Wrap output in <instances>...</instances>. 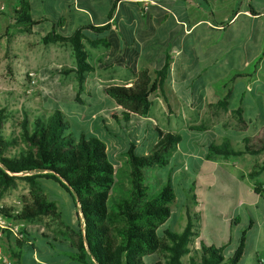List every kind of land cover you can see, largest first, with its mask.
<instances>
[{
  "label": "trees",
  "instance_id": "trees-1",
  "mask_svg": "<svg viewBox=\"0 0 264 264\" xmlns=\"http://www.w3.org/2000/svg\"><path fill=\"white\" fill-rule=\"evenodd\" d=\"M132 1L138 5V10L125 6L126 0H104L97 4L94 0H63V4L57 0L56 4L65 10V16L59 12L55 30L42 38V44L46 46L71 47L75 67L53 69L65 76L74 74L80 91H83L87 75L95 69L88 46L109 52V56L98 60L104 69L117 65L134 75L130 86L110 85L104 90L115 103L106 115L119 125L124 123L125 129H138L146 122L153 97L159 92L167 101L164 86L175 70L173 51L177 47L176 39L181 36V32H177L175 16L162 6L151 4V1L160 0ZM145 2L150 4L145 5ZM194 2L213 17L208 0ZM17 4L13 11L14 25L22 28L24 33L32 34L33 26L40 22L35 21L32 14L31 0H17ZM80 9L91 16L92 22L87 23L79 17ZM250 11L254 13L252 8ZM166 19L168 23L164 27L161 24ZM124 20L130 23L125 24ZM112 21L116 25L115 31ZM165 30L170 33L162 38L160 34ZM126 33L130 34L129 41L122 38ZM117 34L120 40L115 42L113 38ZM140 56L150 67L137 69ZM191 81L195 89V82ZM230 93L209 105L211 116L221 111L229 112ZM75 100L82 101L78 93ZM168 107L170 109V105ZM14 112L21 114L20 132L18 137L8 138L3 130L6 122L15 117ZM230 112L236 127L246 130L248 123L243 117L242 106ZM105 128L110 131L106 124ZM190 129L204 130V125H193ZM152 131L158 140L147 152L144 151L145 142L140 141L138 134H129L124 159L116 165L108 145L96 136L75 135L61 109L44 112L23 106L18 111H10L7 106H0V198L9 187L15 186L21 174L30 186L29 195L23 196L20 206H4L0 213L8 220L30 223L43 217H57V206L40 183L44 179L57 182L68 191L81 216L78 226L69 228L70 234L65 237L44 226L21 227L22 237L14 238V257L23 260L29 251L42 261L64 255L78 264H239L245 253L248 230L243 231L238 248L229 258L224 256V248L206 245H201L200 249L191 248L198 233L196 218L191 215L189 206L186 208L187 225L182 232L172 228L161 231L178 198L171 177L164 179L161 171L170 165L182 135L160 127ZM20 143L22 146L17 154L8 156L10 147ZM242 144L243 148H235L229 139H225L221 144H212L207 157L262 154L264 127L254 137L245 138ZM263 172L264 162L258 163L249 177L256 179ZM261 185L257 183L255 188L260 195L263 194ZM0 232L11 241L10 230ZM187 256L189 259L185 261Z\"/></svg>",
  "mask_w": 264,
  "mask_h": 264
},
{
  "label": "crops",
  "instance_id": "crops-1",
  "mask_svg": "<svg viewBox=\"0 0 264 264\" xmlns=\"http://www.w3.org/2000/svg\"><path fill=\"white\" fill-rule=\"evenodd\" d=\"M94 1L97 4L104 0ZM126 1L134 2L132 0ZM221 1L224 3L221 5V8L217 11L212 10L214 13L213 17H211L205 9L199 7L194 0L151 1V4L162 6L175 16L177 22L176 28L179 29L176 30L177 32H181V36L176 39L177 47L173 51V57H175L176 62L175 70L172 73L171 83L167 82L164 86L167 101L160 92L153 97V100L160 99L162 101L165 108V115H169L170 110H173L174 106L172 100H174L178 116L185 118L184 125L180 127H182V130H186L189 133L187 137L180 133L182 135V141L172 157L173 159L178 155V158H176V164L180 167L174 168L173 163L171 162L166 169L162 170L163 172L161 171V175L164 179H167L168 176H170L176 189L177 173H183L185 177L189 176L188 178H190V173L192 172L191 177L195 178V181L192 183L197 184V181L201 177L200 173L205 171V167L209 165V167L216 166L221 168L230 179L240 182L241 188L247 191L252 196V199L249 202H244L242 200L238 202L235 208L234 217L229 221L233 236H231V239L228 242L221 240L219 248H224V256L226 258L231 257L239 246L243 231L248 230L245 253L239 264H259L260 261L264 264V196L263 194H258L255 189L257 183H263L264 179L262 178L264 172L256 179H251L249 177L253 167L258 163L264 162V160H253V157L258 155L250 154H243L236 157L232 156L229 158H224L222 156L207 157L209 147L212 144H221L223 140L229 139L233 146L235 143L240 148H243V140L247 137H254L264 127V0H242L240 4L237 3L239 0L236 3L234 2L235 0ZM208 2L210 3L209 0ZM31 3L32 14L35 21L40 22L38 25L33 26L32 34H40V40L42 42V38L45 34L55 30V22L60 14L62 16L64 15L65 10L57 6L56 3H54L53 6L48 4L45 0H31ZM61 3H64L63 0H61ZM17 5V0H0V30L3 29V26L9 23V20H14L13 11L17 8ZM250 8L254 10V13L250 11ZM118 11L119 8L117 13ZM59 12L61 13L59 14ZM78 15L87 23H90L93 20L90 15H87L85 11L81 9L78 12ZM241 17H243L248 23H251L253 27L260 30V35L257 34L255 37L254 35H248L247 40L245 42H240L243 43V45L237 48L235 50L236 52L233 54L230 39L229 47L224 45L222 49L220 48L216 50L215 56L218 61H221V58L229 59V64L227 65L222 61L223 66L228 68L225 74L227 77L219 82L213 83V85L211 83L215 81L212 79L205 81L206 84H203V93L200 92L198 94L199 91L197 86L193 89L192 81L187 77L196 74L194 70H189L192 67L195 68L196 64L189 61L194 58H200L197 54L198 47H194V44L190 41V37L199 28H203L204 31L208 33H226L228 27L237 24ZM124 22L125 24L130 23L129 20H124ZM111 23L112 30L115 31L116 25L114 21ZM167 23L168 20L166 19L161 25L166 27ZM168 33L170 32L165 30L163 34L161 33L160 35L162 38H166ZM123 37L129 41V37H126V35H123L122 38ZM118 40H120L119 34L113 38V41L115 42ZM187 44L189 48H186ZM60 45L61 44H51L50 46H52V51L56 52ZM88 49L90 50L91 60L95 67L94 71L87 75L83 87V90L88 94L91 95L92 93L90 92L102 91L103 96H101V98L105 99V97H108L104 93L106 87L110 85L130 86L134 82V75L125 67L115 65L109 69H104V65H101L98 60L102 59L104 56H109L107 50L102 49V52L95 56L93 50L96 51L98 49H92L89 46ZM187 51L192 52L193 56H190L189 53V55L185 56ZM127 52L130 53L131 49H127ZM217 52L219 55H216ZM183 58H187V62L180 60ZM206 66L207 65L204 64L203 68L200 67L207 73L210 66ZM69 67H75V64ZM146 67L150 66L144 58L140 56L137 63V69L140 70ZM200 67H197V69ZM181 69L186 70L181 73ZM109 70H111L112 73L105 74V72ZM204 71H200L199 73ZM106 81L110 82V84L106 85ZM178 82L181 83L179 87H177ZM167 86L170 87V91H173V98L170 96ZM218 86L223 87L220 88L222 91L221 93L218 92ZM210 91L214 94L212 95L209 93ZM229 91L231 92L228 99L229 112L242 106L243 117L248 123L246 130L238 129L234 118L235 125L225 124L223 121L209 122L210 118L215 117L210 115L209 105H211L215 99H223ZM200 97L202 98L201 109H197L195 107L197 105L195 101ZM73 99H75V96ZM168 105H170V109ZM182 107H186V109L183 110ZM55 108L61 109L59 106H55L54 109ZM61 110L71 122V128L75 135L78 136L81 133H85L88 136L98 137L108 145L110 155L112 154L110 144H112L115 149L120 148L119 155L123 156L128 146L129 134H138L140 141L145 142V152L149 151L158 140V137L154 135L152 131V124H156L158 121L150 116L145 118L146 122L142 123L138 129L134 127L131 129H125L124 123L119 125L115 120L106 115L108 109H102L99 114L92 113L90 115L82 112H70L65 109ZM189 112L195 113L198 121H194L195 119L189 115ZM105 124L108 125L111 132L105 128ZM193 125H204V130H191L190 126ZM225 125L227 127H225ZM77 130L79 133H77ZM115 153L117 152L115 151ZM115 164L119 165L121 162H115ZM208 175L209 182L207 185L212 186L215 183V177L211 173ZM200 185L202 184H199L198 186ZM182 201L185 200L182 199ZM184 203H186V201ZM192 211L193 212L190 213L194 219L196 218L195 221L198 236L194 239L191 248L200 249L201 245L213 247L210 239L205 235L206 230L210 228V225L205 220V211L198 209L193 210V208ZM197 212H201V214L198 215ZM187 219L188 216L186 214L185 224L180 227L177 232H182L185 229ZM169 221L170 218L167 222ZM165 228L170 227L167 225ZM54 259L55 257L51 260L44 261L43 264L54 261ZM184 259L185 261H188L189 257L187 256Z\"/></svg>",
  "mask_w": 264,
  "mask_h": 264
},
{
  "label": "rangeland",
  "instance_id": "rangeland-1",
  "mask_svg": "<svg viewBox=\"0 0 264 264\" xmlns=\"http://www.w3.org/2000/svg\"><path fill=\"white\" fill-rule=\"evenodd\" d=\"M45 1L51 5L57 3L56 0ZM209 1L211 3H209L210 8L214 11L220 9L221 5L224 4L221 0ZM237 1L238 0H235L234 2L236 3ZM241 1L242 0H239L237 3L240 4ZM124 4L133 11L135 9L138 10V5L131 1H126ZM144 4L146 5L150 3L145 2ZM126 13V10L123 9V14L125 15ZM14 24V20L11 19L9 20V23L3 26V29L0 30V106H7L10 111H18L21 107L27 106L33 111L38 109L44 112H52L55 106H59L61 109L70 112H82L87 115L92 113L99 114L102 109H108L114 106L115 103L111 98H101V96H103L102 91L90 92L92 93L91 95L85 90L80 91L74 74L65 76L54 71L53 68H56L55 66L69 67L75 64L70 46L60 45L59 49L56 52H53L52 46L42 44L40 34L24 33L22 28ZM260 32V30L253 27L252 24L248 23L243 17L240 18L237 24L228 27L226 33H208L204 31L203 28L197 29L190 37V41L194 44V47H198L197 54L200 58H191L192 60L189 62H194L196 67H192L189 70H194L196 73L191 79H193V82H195L194 85L198 88V94L200 92L203 93L204 85L206 84L205 81L212 79L213 81L219 82L227 77L225 74L228 68L223 66L222 61L227 65L229 64V59L221 58V61H218L215 56L216 50L220 48L222 49L224 45L229 47L231 44L233 54L236 52L235 50L237 48L243 45V43L240 42H245L247 40L248 35H254L255 37L257 34L260 35ZM125 35L126 37H130L129 34ZM186 48H189L188 44ZM100 52H102V49L96 51L93 50L95 56ZM188 53L190 56H193V53L188 51L185 53V56L189 55ZM216 55H219L218 52ZM180 60L187 62L188 59L183 58ZM204 64L207 65L206 67L210 66L207 73L202 69ZM197 67L200 68L197 69ZM185 70L186 69H181L180 72L183 73ZM200 71L204 72L199 73ZM30 72L35 73L34 83H29ZM111 73V70L105 72V74ZM152 77L155 78L154 73H152ZM195 77H200V79L196 80ZM105 83L106 85L110 84V82L107 81ZM168 83H171V78ZM177 84V87L181 85L179 82ZM167 87L168 92L172 97L173 91H170L171 89L169 86ZM220 88L223 87L218 86L219 93L222 92ZM77 93L82 99L81 102L73 99ZM172 102L174 106L173 110H170L169 115H165V108L162 101L160 99L154 100L149 116L155 118L158 122L152 124V127H160L162 130L169 132H178L187 137L189 134L188 131L182 130V127H180L184 125L185 118L178 116L174 100H172ZM195 102L197 103L195 107L201 109L202 98H198ZM182 109L185 110L186 107H182ZM190 112L189 115L195 119L194 121H198V118H196L197 115ZM14 116V118H10L5 124L3 130L5 137L15 138L19 135L20 129L18 127V122L21 119V114L19 112H14ZM233 118L234 117L230 112L221 111L217 116L210 118L209 122L223 121L225 124L235 125ZM77 133H79L78 130ZM21 146L22 144L20 143L19 145L10 147L7 155L17 154ZM234 147L240 148L235 143ZM110 149L114 162H122L124 158L119 155L120 148L115 149V147L110 144ZM115 151L117 153H115ZM176 158H178V155L171 159L174 168L180 167L176 164ZM253 160H264V152L258 156H254ZM209 173L215 177V183L212 186L207 185L209 182ZM190 174L192 176V172ZM23 175L24 174L19 175V178L16 179L15 186L9 187L4 192L3 197L0 198V206H20L23 196L29 195L30 186L26 180L22 179ZM200 175L201 177L197 181V184L202 185L198 186L196 183H192L195 181L194 177L190 176V179L188 178L189 176L185 177L183 173H177V176L179 177H177L176 180L178 198L172 206L170 221L162 226L161 231H163L167 225L175 231H178L179 228L185 224L187 214L186 208L189 205L190 212H193L192 208L193 210L198 209L205 211V220L210 225V228L206 230L205 235L210 239L212 246L215 249H218L221 240L228 242L231 239V236H233L229 221L234 217L235 208L238 202L240 200L249 202L252 199V196L241 188L240 182L230 179L221 168L216 166L209 167V165H207L205 171L201 172ZM262 179H264V176ZM40 183L42 184L44 192L55 202L58 216L43 217L35 223L7 219V229H18L20 232V229L23 226L39 225L52 230L53 233L62 237H65V235L69 236V228H76L81 218L72 196L57 182L42 179L40 180ZM182 199H184L186 203H184L185 201H182ZM197 214L199 215L201 212H197ZM15 237L14 234L11 235V241H8L6 236L0 237V258L6 260V264H43L44 261H42L36 254L27 251V249V252L23 256V260H18L14 257L13 252L16 251ZM47 263L78 264L72 262L64 255L56 256L54 261L46 262V264Z\"/></svg>",
  "mask_w": 264,
  "mask_h": 264
},
{
  "label": "built area",
  "instance_id": "built-area-1",
  "mask_svg": "<svg viewBox=\"0 0 264 264\" xmlns=\"http://www.w3.org/2000/svg\"><path fill=\"white\" fill-rule=\"evenodd\" d=\"M146 3H148V2H146ZM198 5V4H197ZM29 76H30V83H34L35 81H34V79H35V73L34 72H30L29 73ZM261 188H262V190H263V196H264V181H263V183H262V185H261ZM4 206L3 205H1L0 206V208H3ZM6 218L0 213V230L2 231V230H4V229H7V226H6ZM16 237H22L21 236V234H20V232H19V230L18 229H13V230H10ZM2 236V233L0 232V237ZM0 261H1V263L2 264H6L7 262H5L6 260H2L1 258H0ZM261 264H263V263H261Z\"/></svg>",
  "mask_w": 264,
  "mask_h": 264
}]
</instances>
